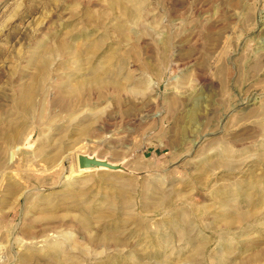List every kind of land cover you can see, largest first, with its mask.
Masks as SVG:
<instances>
[{"label": "rangeland", "instance_id": "rangeland-1", "mask_svg": "<svg viewBox=\"0 0 264 264\" xmlns=\"http://www.w3.org/2000/svg\"><path fill=\"white\" fill-rule=\"evenodd\" d=\"M0 264H264V0H0Z\"/></svg>", "mask_w": 264, "mask_h": 264}, {"label": "water", "instance_id": "water-1", "mask_svg": "<svg viewBox=\"0 0 264 264\" xmlns=\"http://www.w3.org/2000/svg\"><path fill=\"white\" fill-rule=\"evenodd\" d=\"M78 169L83 172L87 170L110 171V172H127L122 165H114L106 160L96 157L81 155L77 160Z\"/></svg>", "mask_w": 264, "mask_h": 264}]
</instances>
